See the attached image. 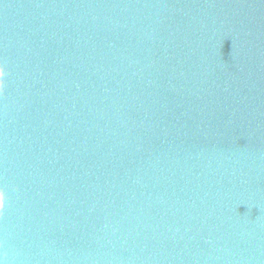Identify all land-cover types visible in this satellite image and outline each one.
<instances>
[{
    "label": "water",
    "instance_id": "1",
    "mask_svg": "<svg viewBox=\"0 0 264 264\" xmlns=\"http://www.w3.org/2000/svg\"><path fill=\"white\" fill-rule=\"evenodd\" d=\"M0 264H264V0H0Z\"/></svg>",
    "mask_w": 264,
    "mask_h": 264
},
{
    "label": "clouds",
    "instance_id": "2",
    "mask_svg": "<svg viewBox=\"0 0 264 264\" xmlns=\"http://www.w3.org/2000/svg\"><path fill=\"white\" fill-rule=\"evenodd\" d=\"M3 75H4L3 70H0V76ZM3 84H4L3 80L0 79V87H3ZM5 203H6V189H2L0 190V211L3 210Z\"/></svg>",
    "mask_w": 264,
    "mask_h": 264
}]
</instances>
